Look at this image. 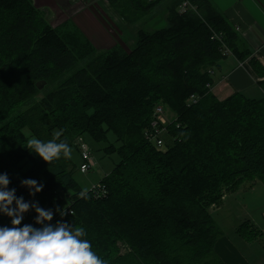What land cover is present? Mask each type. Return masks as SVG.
I'll return each instance as SVG.
<instances>
[{"label":"trees","instance_id":"16d2710c","mask_svg":"<svg viewBox=\"0 0 264 264\" xmlns=\"http://www.w3.org/2000/svg\"><path fill=\"white\" fill-rule=\"evenodd\" d=\"M107 1L135 22L165 5L156 22L166 26L142 28L128 51L116 43L97 54L81 32L64 36L53 28L33 0H0V173L17 196L51 209L50 223L62 219L59 208L63 221L84 227L108 264H224L211 209L243 183L264 184V98L236 93L221 101L207 86L222 60L244 62L252 53L214 0ZM185 1L196 10L181 12ZM214 33L224 35L231 55ZM251 65L264 77L257 61ZM193 95L200 100L188 106ZM158 105L176 118L163 149L144 136ZM58 131L71 148L86 133L99 142L116 136L121 146L109 152L117 151L120 163L101 182L105 196L79 189L71 157L47 164L26 147ZM22 179L44 188L31 197ZM68 189L76 193L64 208ZM35 216L24 214L21 226L40 227ZM4 225L10 218L0 214ZM242 231L256 233L249 223Z\"/></svg>","mask_w":264,"mask_h":264},{"label":"crops","instance_id":"0c3cea01","mask_svg":"<svg viewBox=\"0 0 264 264\" xmlns=\"http://www.w3.org/2000/svg\"><path fill=\"white\" fill-rule=\"evenodd\" d=\"M71 1L34 0L35 4L49 8L56 17H64V13L69 12L71 18L83 21L84 25L88 26L89 22L93 27L91 30L98 33L100 40L115 46L111 44L110 30L99 20L91 6H86L84 3L73 5ZM214 1L230 24L236 31L238 30L242 43L251 49L252 55L244 62L238 61L232 55L222 60L219 67L214 70L212 92L221 101L236 93L249 99H263L264 90L260 83L264 81V77L254 70L251 59L257 61L264 71V0ZM87 37L97 42L90 32ZM95 45L102 47L99 43ZM211 213L221 229L215 252L224 264H264V184L262 182L253 184L246 182L236 191L226 193L222 202L212 207ZM247 223L255 228V234L248 235L242 231L243 225Z\"/></svg>","mask_w":264,"mask_h":264},{"label":"clouds","instance_id":"9594fccd","mask_svg":"<svg viewBox=\"0 0 264 264\" xmlns=\"http://www.w3.org/2000/svg\"><path fill=\"white\" fill-rule=\"evenodd\" d=\"M42 141L36 137L27 140L26 147L47 164L61 156L70 158L72 149L59 139ZM59 141V142H58ZM11 181L7 173H0V214L10 218L11 226H0V264H108L93 251L91 242L85 239L87 233L82 226H73L63 221L65 212L57 208L61 220L55 224L53 211L45 210L38 202H26L16 195L15 188H9ZM21 187L27 188L29 196L42 191L44 185L35 179H22ZM30 210L36 213L34 227L23 224L24 214Z\"/></svg>","mask_w":264,"mask_h":264},{"label":"rangeland","instance_id":"374dc122","mask_svg":"<svg viewBox=\"0 0 264 264\" xmlns=\"http://www.w3.org/2000/svg\"><path fill=\"white\" fill-rule=\"evenodd\" d=\"M78 3L81 4L84 3L86 6H91L93 12L96 14L99 20L110 30L109 34L110 36H112L111 44L116 45L117 43L126 51H128V49L133 48L135 46V44L137 43V33L142 28L145 29L147 28V30L151 31L166 26L165 21L157 23L161 19L162 15L166 12L164 8L165 5L143 16L137 14L133 18H137V16L140 17L135 22L133 20L131 21V19L128 18L124 19L123 17L118 15V13L109 5L107 0H72L71 1V4L73 5H76ZM34 5L39 10H41V12L44 13V16L49 20L52 27L57 28L64 36H70L78 31L81 32V34L85 37V39L91 42V44L96 48L97 54L106 53L108 52L109 49L114 47V45L110 46L109 42H104L103 40H100L101 37L99 38L98 33L95 30H91V28L93 27L89 22H88V26H86L84 25L83 21L71 18V15L69 16V12H65L64 17H60V16L56 17L52 13V11L49 10V8H47L46 6L35 4V2ZM106 13L108 15H106ZM84 31L87 34V36L88 33L90 32L93 38L97 40V42L91 39L90 37H87ZM98 43L101 44L102 47L95 45ZM243 48L246 49L244 44H243ZM248 49L251 51L250 48ZM80 65L83 64L81 63ZM40 99H41V95L39 97L37 96V100ZM166 110L168 112V119L171 124L175 119V116L171 113L169 109L166 108ZM80 138H82L83 141L90 148L92 152V157L95 161V166L91 169V171H89L87 174H82L79 170L80 166L82 165L81 154L79 153V150L76 145L75 147L71 148L72 149L71 159L73 161V164L77 166V171L74 174L75 182L77 183L79 189L82 192L87 193L92 189H94L95 187H97L104 180V178L110 175L115 169V167L120 163V156L118 152L117 151L109 152V148L113 146L114 148L119 149L121 145L117 142L116 136L111 132L108 133L107 140L101 142L97 141L91 134L88 133L84 134L83 137H79V139ZM75 193L76 191L72 189L62 191L64 197V200L62 201L64 208H67L69 206V198L71 199L72 195Z\"/></svg>","mask_w":264,"mask_h":264},{"label":"built area","instance_id":"2783aa9c","mask_svg":"<svg viewBox=\"0 0 264 264\" xmlns=\"http://www.w3.org/2000/svg\"><path fill=\"white\" fill-rule=\"evenodd\" d=\"M188 10H196V7L191 5L188 1H185L181 6L180 11L186 12ZM212 39L218 40L222 43V52L224 54L226 55L232 54L226 43H224V35L222 33L221 34L214 33ZM209 74L211 76H214L215 72L213 70H210ZM207 88L212 91L213 85L208 84ZM199 100L200 97L198 95H193L189 98L187 105L192 106L194 104H197ZM173 121H176V118ZM169 124L170 121L168 119V112L166 110V107L162 105L156 106L153 115V121L151 122L149 128L144 133L145 139L154 146L163 149L166 145L165 138L169 132L168 131ZM77 145L80 150V154L82 158V165L80 166L79 170L82 174H87L95 166V161L92 157V152L82 138L78 139ZM91 192L94 193L97 197L106 195V189L102 185V183H100L97 187L92 189ZM66 212L68 213V215L74 214L72 209H68L66 210Z\"/></svg>","mask_w":264,"mask_h":264}]
</instances>
